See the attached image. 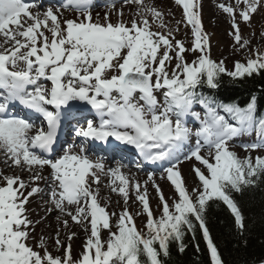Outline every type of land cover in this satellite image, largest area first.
I'll return each instance as SVG.
<instances>
[{
    "label": "snow or ice",
    "instance_id": "1",
    "mask_svg": "<svg viewBox=\"0 0 264 264\" xmlns=\"http://www.w3.org/2000/svg\"><path fill=\"white\" fill-rule=\"evenodd\" d=\"M174 4L180 20L151 0H106L103 15L93 14L94 0H0V264H167L170 246L184 253L198 231L210 264H224L208 213L223 205L245 231L239 197L264 182V114L256 95L240 106L202 89L264 74V48L251 44L264 0L216 4L230 21L233 55L248 53L232 69L211 56L202 0ZM182 25L190 47L176 38ZM64 129L81 143L60 144ZM253 133L241 157L235 141ZM102 177L118 211L101 194Z\"/></svg>",
    "mask_w": 264,
    "mask_h": 264
},
{
    "label": "trees",
    "instance_id": "2",
    "mask_svg": "<svg viewBox=\"0 0 264 264\" xmlns=\"http://www.w3.org/2000/svg\"><path fill=\"white\" fill-rule=\"evenodd\" d=\"M205 94L215 96L225 103L235 102L245 106L253 95L257 97L258 115L264 114V74L253 75L241 80L223 76L216 90L203 88ZM245 216L246 228L243 234L235 228L233 218L223 205H213L208 213V226L214 243L218 247L224 264L264 263V182L256 188H249L239 197ZM184 253L170 246L171 257L167 264H210L206 244L197 232L196 240L189 234ZM199 245V251L196 245Z\"/></svg>",
    "mask_w": 264,
    "mask_h": 264
},
{
    "label": "rangeland",
    "instance_id": "3",
    "mask_svg": "<svg viewBox=\"0 0 264 264\" xmlns=\"http://www.w3.org/2000/svg\"><path fill=\"white\" fill-rule=\"evenodd\" d=\"M118 2V0H117ZM151 2H153L156 6L162 8L165 12L170 11L173 15H174V19L175 20H180L181 16H182V9L179 8L178 6H176L174 4V0H151ZM105 3L106 1H97L96 7H94L93 10V14H95L96 12H99L101 15H103L105 9ZM203 3V15H202V22H203V27L205 29V31L209 34V36H211L212 34H216V40L219 42H215L214 40L212 41L210 38V42H211V56L213 59L219 61L223 58H227L226 60V66L229 69H232L233 67V63L236 60H241L243 61L245 56L248 55L247 52H243V53H237L235 55H233V39L231 36H229V31L231 30L230 28V21L227 17V14H224L220 9H218L216 7L217 3H234V0H202ZM113 19H116V17L114 16ZM169 20L172 19V17H168ZM252 24L253 26H255L256 28V36L255 38H253L251 40V44L253 46V48H264V41H262L259 37V33L262 29H264V13H260V14H255L252 20ZM240 27L242 30V34L246 37H250L251 34V29L246 26L243 22L240 23ZM188 33V35L186 36L185 33ZM177 39H181L184 40L185 43L190 47L191 46V40L192 37L190 35V28H185L183 25L181 26V30L180 32L177 34L176 36ZM187 57L189 60L193 59L194 57L192 56L191 53L187 54ZM199 110V109H197ZM189 126H194L193 123H189ZM255 138V139H254ZM252 142H256V137L253 134H245L243 137L238 138L235 141V151L241 156H245V152L242 148V144L243 143H252ZM62 150L59 151V154H62ZM258 153L253 152L252 155L255 156ZM259 154H264V152H261ZM107 164L109 166H115V163H111V162H107ZM191 164L189 163H185L182 166V171H183V175L187 178V182L188 185L191 187L194 183H196L195 181V177L194 174H192L191 172ZM132 174H135L136 177H139L140 174H145L144 172H137V169L130 170ZM159 175V172H157V176ZM102 184H101V188H102V195H109L111 203H112V207L115 208L117 211L119 210V207L117 205V200L119 199V197H117L115 194H110L109 191L107 189L103 188V183L107 182V178L106 177H102ZM165 194L166 195H171L173 193V189L171 188L170 184L166 181H158ZM150 192H153L152 189H149ZM154 196V193H153ZM153 208H155V204H156V200L155 198H153V200L151 201ZM139 209L136 207L135 204L132 205V211H138ZM144 220V217H138L136 220L137 225H142ZM49 221L50 223H52L54 225L55 223V217L50 216L49 217ZM40 228H47V225H42L40 226ZM41 231V230H40ZM39 231V232H40ZM38 232V233H39ZM82 232V231H81ZM82 240L84 239V233L82 232ZM107 236V233H105V238ZM52 251H54L53 249H50Z\"/></svg>",
    "mask_w": 264,
    "mask_h": 264
},
{
    "label": "bare ground",
    "instance_id": "4",
    "mask_svg": "<svg viewBox=\"0 0 264 264\" xmlns=\"http://www.w3.org/2000/svg\"><path fill=\"white\" fill-rule=\"evenodd\" d=\"M103 1H106V0H103ZM68 15H72V13H67ZM204 25V24H203ZM217 36H216V34L214 33V34H212L211 36H210V38H211V40L213 41H215V42H219V41H217L216 38ZM255 139V138H254ZM77 141H79V140H77ZM45 175H47V172L45 173ZM138 179H144L145 178V174H140V176L139 177H137ZM53 217H55V215H53ZM41 230V228L40 227H38L37 228V232H39ZM73 231H77V229H73ZM82 232H80V234H79V237L78 238H76V239H74V241H73V249H74V252H76V253H78L79 252V250H80V246H81V244H82Z\"/></svg>",
    "mask_w": 264,
    "mask_h": 264
}]
</instances>
